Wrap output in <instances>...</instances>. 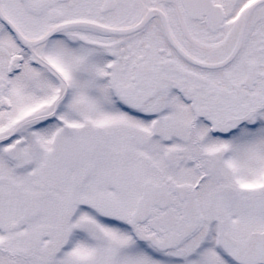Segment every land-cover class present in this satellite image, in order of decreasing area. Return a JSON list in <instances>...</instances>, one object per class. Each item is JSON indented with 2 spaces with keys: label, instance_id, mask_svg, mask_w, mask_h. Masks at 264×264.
I'll return each instance as SVG.
<instances>
[{
  "label": "snow or ice",
  "instance_id": "obj_1",
  "mask_svg": "<svg viewBox=\"0 0 264 264\" xmlns=\"http://www.w3.org/2000/svg\"><path fill=\"white\" fill-rule=\"evenodd\" d=\"M0 264H264V0H0Z\"/></svg>",
  "mask_w": 264,
  "mask_h": 264
}]
</instances>
